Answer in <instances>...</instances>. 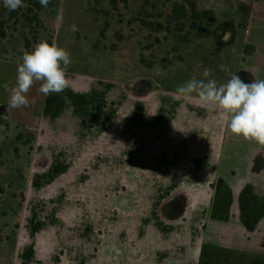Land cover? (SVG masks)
Wrapping results in <instances>:
<instances>
[{
    "label": "rangeland",
    "instance_id": "374dc122",
    "mask_svg": "<svg viewBox=\"0 0 264 264\" xmlns=\"http://www.w3.org/2000/svg\"><path fill=\"white\" fill-rule=\"evenodd\" d=\"M40 18L71 54L70 87L46 96L36 81L28 105L11 108L3 85L15 86L23 30L0 40V264H193L199 241L212 264L264 258V217L248 232L238 205L248 181L264 195V168L244 169L243 142V154L219 166L234 194L231 218L206 217L219 174L198 168L219 157L194 155L191 144L217 124L199 117L208 105L175 96L192 75L224 84L234 66L264 54V0H55ZM224 23L234 25L232 43L216 46L204 34ZM182 104L199 115L185 128L171 123ZM160 146L178 157L157 156L159 168L179 156L192 165L147 170ZM174 198L193 201L183 226L163 216ZM183 232L194 234L185 241Z\"/></svg>",
    "mask_w": 264,
    "mask_h": 264
},
{
    "label": "clouds",
    "instance_id": "9594fccd",
    "mask_svg": "<svg viewBox=\"0 0 264 264\" xmlns=\"http://www.w3.org/2000/svg\"><path fill=\"white\" fill-rule=\"evenodd\" d=\"M39 2L42 7L49 4V0ZM3 4L10 11L25 6L23 0H3ZM229 38V33L223 37ZM70 64L71 54L67 49L46 40L36 43L32 51L23 53L22 61L17 64L15 86L3 85L10 92V107H26L27 93L36 81L42 82L39 91L46 96L65 91L70 87L67 74ZM211 75V70H204V77ZM176 93V98L185 99L197 95L203 104L220 112L230 134L264 146V80L246 83L235 73L227 83L218 85L215 79L198 80L192 75L177 86Z\"/></svg>",
    "mask_w": 264,
    "mask_h": 264
},
{
    "label": "crops",
    "instance_id": "0c3cea01",
    "mask_svg": "<svg viewBox=\"0 0 264 264\" xmlns=\"http://www.w3.org/2000/svg\"><path fill=\"white\" fill-rule=\"evenodd\" d=\"M232 27L234 28V25ZM230 31L232 32L231 29H230ZM204 36H207L208 40L211 41L216 46L221 47L223 45H228V44L232 43V41H229V40H219L212 35H204ZM261 41L262 42L260 43V50L264 49V38ZM256 56H257V58H250V60L248 61V66H246V67H242V66H240V64H237L236 66H234L233 71L230 73V77H228V80L231 78L232 74H235V73L236 74H239V73L245 74L246 75V81H245L246 83H250L254 79L264 80V54L256 51ZM227 81H225V82L227 83ZM152 91H154L156 93L155 89H153ZM175 96L177 97V95H175ZM127 97H128V95H127ZM194 98L198 99V101L193 104L194 108L200 107L201 105L199 103L201 101H200L199 97H197V96L194 97V95H192V97L189 99L193 100ZM193 106L192 105L190 106L191 111H193ZM202 107H203L202 110L204 112V115L203 116L197 115V116H199L200 118L203 117L204 119H208V120H210V118H211L210 116H212L213 121L211 123L212 124L216 123L217 126L216 127L212 126L211 131H209L208 135H206V134L202 135L201 134V135L197 136V139L191 145H192V148L199 149L200 152L195 151L192 154L199 155L201 152L206 154V155H215L216 154L219 157V160H218V162L214 161V163L204 162L200 166V169L198 168V172H203L204 169H209V168H214L213 169V171H214L215 166H216L217 172L219 174L217 179L223 178L225 181L228 182V179L224 174V170H222L219 166H222L223 163H226L228 160H231V162H232L233 158H235L236 155L243 154L240 152V149L242 147L243 142H246V141L248 142V145H250L249 149H250L251 153L247 154V160L245 161V165L243 167H244V169L251 170L252 172H260L261 170H258L257 167L261 166L262 168H264V146L257 145L255 142H251L248 140L243 141L242 136H235V135L230 134L228 131V128H227V122L222 117V115L220 114L219 111L213 110L209 105L208 106H202ZM194 111L196 112V111H198V109H195ZM182 113H184V114L182 115ZM187 114H188L187 105H184V104L179 105L177 116L175 119H173L171 121V123H173L176 127L186 123L183 126L185 128L188 125V123H187L188 121L199 120V118H196L197 116H193L194 115L193 112L189 116H187ZM151 117H153V116H151ZM203 118H201V119H203ZM168 122H169V120H168ZM168 137H172V134H170ZM182 137L184 138V136H182ZM174 138L177 139V141L179 142V140H180L179 138H177L176 136H174ZM166 154L169 155L170 157H172V156L178 157L175 154L170 155L169 153H167L164 150V147L160 146L157 148V150H154L153 156H149L146 158L147 165H151V167L150 166L147 167V168H149L147 170H150L151 168H153L154 170H159V171H163V170L164 171H170L173 169L177 170V171H187L186 165H190V166L192 165V159H190V156H179V158L182 161L174 164L173 168L161 169V168H159L158 164H155V159L159 155H164V157H165ZM251 155H254V156L251 158ZM182 157H184V158H182ZM190 169H191V171H197L193 167H191ZM197 178H199V177H197ZM217 179H216V181H217ZM247 183L251 184L254 187V189L256 186H258L260 184L259 182L253 183V182H249V181ZM204 184L210 185L208 183V180H206V182H204ZM172 200H178V201L182 202L183 213L181 216H179L175 219H170V221H172L174 226H183L185 222H181V221H183V218L186 217L185 215H187V212L189 213V208H190L191 204L193 203V201H189V198H174V199L167 201L165 204H167L168 202H170ZM205 215H206V217L208 215H210V217H211V208L209 211H207V214H205ZM214 220H217V219H214ZM203 226H204V223L202 224V228H203ZM243 227H244V225H243ZM196 228L199 229L198 223L196 225ZM175 231H173V232H175ZM188 234H194V232H191V233L183 232V233H181V238L184 239L183 235H188ZM184 240L187 241V240H189V238L184 239ZM190 246H191L192 252L195 253V258H196V261L193 262V264H199V259L201 256L203 245L199 241V245H197L196 248H194L192 246V243H190Z\"/></svg>",
    "mask_w": 264,
    "mask_h": 264
},
{
    "label": "trees",
    "instance_id": "16d2710c",
    "mask_svg": "<svg viewBox=\"0 0 264 264\" xmlns=\"http://www.w3.org/2000/svg\"><path fill=\"white\" fill-rule=\"evenodd\" d=\"M53 1L49 0L47 7L52 5ZM24 7L16 11H10L0 2V40L12 39L15 33L21 29L25 38V47L27 51L34 49L36 43L44 41L46 38L49 43L54 42L53 35L47 34V30L40 18V13L47 7H42L39 0H23ZM207 13L211 14L210 11ZM212 15V14H211ZM201 17L200 14H195V21ZM215 197L212 206L211 217L228 221L231 217V207L233 204V190L230 185L223 179L219 178L215 184ZM239 209L240 218L244 227L248 231H254L264 217V195L259 196L255 194L254 187L247 184L239 193ZM229 259L225 258L224 263H228ZM199 264H212L209 249L203 247ZM241 264H264V258L252 257Z\"/></svg>",
    "mask_w": 264,
    "mask_h": 264
},
{
    "label": "water",
    "instance_id": "95a60500",
    "mask_svg": "<svg viewBox=\"0 0 264 264\" xmlns=\"http://www.w3.org/2000/svg\"><path fill=\"white\" fill-rule=\"evenodd\" d=\"M224 31V30H223ZM240 76V78L245 82L246 81V75L243 73L237 74ZM183 213V204L182 202L178 200H172L165 204L163 207V214L167 219H175L179 216H181Z\"/></svg>",
    "mask_w": 264,
    "mask_h": 264
},
{
    "label": "flooded vegetation",
    "instance_id": "af4514ba",
    "mask_svg": "<svg viewBox=\"0 0 264 264\" xmlns=\"http://www.w3.org/2000/svg\"><path fill=\"white\" fill-rule=\"evenodd\" d=\"M209 11V10H207ZM233 26V25H232ZM230 29L232 30V32L230 31ZM215 30V31H214ZM212 30V33L210 35L214 36L215 38L219 39V40H224L223 37L225 34L229 33L230 34V38L228 39L229 41H232L233 39V27H231L230 25H227L224 23V25H219L217 27H215V29ZM224 30V31H223ZM207 35V34H204ZM139 86V85H137ZM141 87V86H140ZM142 88V87H141ZM218 180V179H217ZM216 183V182H215ZM213 187V186H212ZM214 188V187H213ZM241 191V190H240ZM240 193V192H239ZM234 195V194H233ZM215 197V196H214ZM234 199V198H233ZM238 205H239V201H238ZM213 206V204H212ZM232 208V207H231ZM212 212V209H211ZM231 218V217H230ZM219 220V219H217ZM241 220V218H240ZM224 221V220H222ZM229 221V220H228ZM242 222V221H241ZM260 223V222H259ZM243 225V223H242ZM258 226V225H257ZM246 229V228H245ZM247 230V229H246ZM248 231V230H247ZM255 231V230H254ZM248 232H253V231H248ZM203 249V248H202Z\"/></svg>",
    "mask_w": 264,
    "mask_h": 264
}]
</instances>
